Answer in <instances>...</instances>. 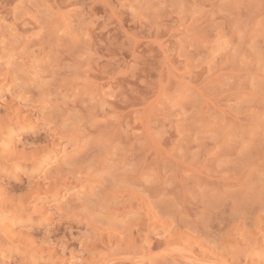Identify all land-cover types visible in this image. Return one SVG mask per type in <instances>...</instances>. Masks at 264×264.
Masks as SVG:
<instances>
[{"label": "rangeland", "instance_id": "374dc122", "mask_svg": "<svg viewBox=\"0 0 264 264\" xmlns=\"http://www.w3.org/2000/svg\"><path fill=\"white\" fill-rule=\"evenodd\" d=\"M0 264H264V0H0Z\"/></svg>", "mask_w": 264, "mask_h": 264}]
</instances>
